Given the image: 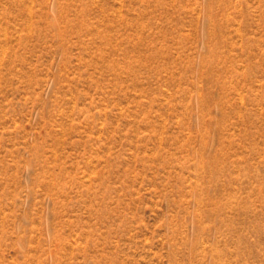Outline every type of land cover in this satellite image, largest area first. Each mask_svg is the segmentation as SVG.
Segmentation results:
<instances>
[{
	"label": "rangeland",
	"instance_id": "1",
	"mask_svg": "<svg viewBox=\"0 0 264 264\" xmlns=\"http://www.w3.org/2000/svg\"><path fill=\"white\" fill-rule=\"evenodd\" d=\"M0 264H264V0H0Z\"/></svg>",
	"mask_w": 264,
	"mask_h": 264
}]
</instances>
